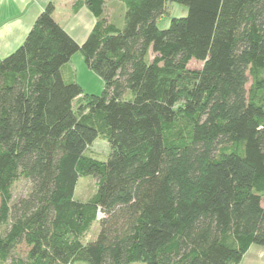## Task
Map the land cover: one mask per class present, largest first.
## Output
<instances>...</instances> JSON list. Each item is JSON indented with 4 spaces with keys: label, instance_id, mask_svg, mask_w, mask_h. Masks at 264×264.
<instances>
[{
    "label": "trees",
    "instance_id": "trees-1",
    "mask_svg": "<svg viewBox=\"0 0 264 264\" xmlns=\"http://www.w3.org/2000/svg\"><path fill=\"white\" fill-rule=\"evenodd\" d=\"M106 1L73 4L79 44L51 0L0 58V264H238L264 248V0H120L121 23ZM169 3L187 12L159 28ZM76 51L101 93L64 71Z\"/></svg>",
    "mask_w": 264,
    "mask_h": 264
},
{
    "label": "crops",
    "instance_id": "crops-1",
    "mask_svg": "<svg viewBox=\"0 0 264 264\" xmlns=\"http://www.w3.org/2000/svg\"><path fill=\"white\" fill-rule=\"evenodd\" d=\"M50 1L0 0V58L7 56L22 44L36 17ZM54 1L53 18L81 44L95 23L94 15L85 6L74 10L72 6L76 0ZM108 2L112 6H123L120 0ZM108 16L115 18L114 11L108 12ZM63 69L68 75L72 68L66 63ZM238 264H264V248L250 245Z\"/></svg>",
    "mask_w": 264,
    "mask_h": 264
},
{
    "label": "rangeland",
    "instance_id": "rangeland-1",
    "mask_svg": "<svg viewBox=\"0 0 264 264\" xmlns=\"http://www.w3.org/2000/svg\"><path fill=\"white\" fill-rule=\"evenodd\" d=\"M106 11L107 13L110 11H114V15L116 17V22L121 23L122 15H123V6H118L117 4L112 6L106 1ZM186 7L184 5L178 3H169L167 5V12L161 16L158 21L157 25L159 28H165L169 25V21L172 17L184 16L186 14ZM69 26V23H68ZM78 42V41H77ZM74 72V80L82 87L84 93H93L99 94L102 91L103 83L101 78L92 70H90L83 59L82 54L80 51H76L67 62ZM202 65L201 61L198 60H190L188 63V67L190 69H199ZM70 71L68 72V74ZM90 153L100 159L105 160L110 153V146L109 144L102 140L96 139L92 142L89 146ZM29 185L23 180H20L13 188V196H20L23 195L25 190L28 189ZM95 179L92 175H85L78 178L77 183L74 188V197L80 201H86L91 197V195L95 192ZM261 204L264 206V195L262 196ZM102 216H99L100 219ZM99 228L98 221L93 224L92 229L86 235V239H92L95 237L97 230ZM26 247L21 244L17 251L19 254L23 255L25 252ZM131 264H140L139 262H134Z\"/></svg>",
    "mask_w": 264,
    "mask_h": 264
},
{
    "label": "built area",
    "instance_id": "built-area-1",
    "mask_svg": "<svg viewBox=\"0 0 264 264\" xmlns=\"http://www.w3.org/2000/svg\"><path fill=\"white\" fill-rule=\"evenodd\" d=\"M102 215H103V213H101V212L98 213V217H99V216H102Z\"/></svg>",
    "mask_w": 264,
    "mask_h": 264
}]
</instances>
